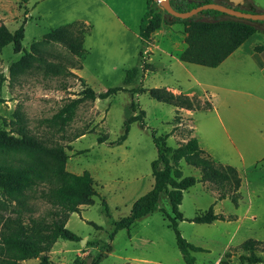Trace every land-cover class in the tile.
<instances>
[{
	"label": "rangeland",
	"instance_id": "rangeland-1",
	"mask_svg": "<svg viewBox=\"0 0 264 264\" xmlns=\"http://www.w3.org/2000/svg\"><path fill=\"white\" fill-rule=\"evenodd\" d=\"M252 1L256 12H264V0ZM107 2L129 29L104 10L101 0H28L26 5L21 0H8L12 8L0 9V24L9 21V26L5 25L11 31L27 19L22 50L15 52L9 43L0 53V73L7 77L0 92V130L15 136L26 132L49 147L62 145L68 155L67 169L78 174L88 170L95 180L94 203L72 213L67 223L81 240L58 239L49 252L52 264H186L175 232L161 211L164 208L172 214L165 194L151 214L110 237L115 222L127 216L135 200L153 186L151 163L158 156L153 131L157 136L168 134L167 144L172 148L191 136L197 137L205 151L217 161L235 164L242 177L238 206L229 196L216 202L226 187L201 180L199 168L184 159L180 161L183 174L197 179L184 192L180 210L185 219L179 221L182 236L203 247L192 252L195 264H264V133L259 132L264 128V70L247 50L252 43L264 46V24L258 25L257 32L220 65L186 64V70L173 63L170 73L158 70L159 66L151 60L153 49L160 46L178 52L185 45V26L163 24L148 43L140 39L139 20L136 23L134 17L144 7V0H133L130 16L123 8V0ZM154 5L163 10L157 2ZM67 23H85L89 28L85 55L79 58L64 44L51 43L45 46L46 58L67 65L71 61L79 63L80 69L69 68L76 76L48 73L46 69L52 64L36 61L12 80L10 65L21 58L24 50L29 51L45 33ZM134 67L138 75L125 84L126 70ZM79 77L97 92L115 86L134 89L171 84L183 91H170L194 96L195 103L203 108L190 112L158 101L148 92L120 91L106 99L83 103L73 121L60 130L50 120L83 90ZM133 101L135 113L140 108L146 111V128L139 121L133 122L127 139L112 145L123 133L125 119L133 113ZM82 132L86 133L76 138ZM41 190L39 186L29 192L33 216L50 209L40 196ZM213 203L215 212L236 213L238 219L213 223L190 220ZM249 238L262 241L255 251L259 262H250V251L242 247ZM21 264H39V259Z\"/></svg>",
	"mask_w": 264,
	"mask_h": 264
},
{
	"label": "trees",
	"instance_id": "trees-1",
	"mask_svg": "<svg viewBox=\"0 0 264 264\" xmlns=\"http://www.w3.org/2000/svg\"><path fill=\"white\" fill-rule=\"evenodd\" d=\"M170 1L174 9L178 11H187L202 3L217 2L216 0ZM21 2L26 5L28 0H21ZM155 2V0H147V9L139 26L140 39L151 41L152 34L164 23L168 25L181 23L185 26L187 46L182 51L180 59L188 63L209 67L220 65L257 32L258 25L264 24V20L254 22L234 20L229 14L216 9H205L188 18H180L169 14L164 9H157ZM243 11L256 12L257 9L253 2H248ZM26 22L25 17L22 24L13 31L9 30L5 24H0V53L9 43L13 44L15 52L22 50ZM87 35H89V28L85 23H67L51 29L40 41L32 43L29 51L24 50L19 60L10 65L12 80L20 73L32 68L36 61L52 64L46 69L48 73L57 75L67 72L76 76L70 69H80L79 63L71 61V64L67 65L64 62L50 61L46 58L48 53L45 46L61 43L67 46L71 53L81 58L86 53L84 42ZM137 75L136 67L127 69L124 83H130ZM79 78L84 85L83 90L77 97L66 102L50 120L54 125L59 126L60 130H64L65 126L73 121L83 103L95 101L98 98L106 99L120 91L148 92L158 101L188 110L203 108L195 103L194 96L176 94L165 87L128 89L125 86H115L97 92L85 82L83 77ZM6 80L7 77L0 73V92ZM131 106L133 113L125 119L124 131L111 142L112 145H120L127 139L133 122L139 121L140 126L146 128L145 109L140 108L139 112L135 113L136 103L133 101ZM17 116L22 122V116L19 113ZM85 133H79L76 138ZM152 136L158 149V156L151 163L153 186L135 200L127 216L115 222L114 231L110 237L113 238L118 230L129 229L137 220L151 214L158 206L161 196L165 194L172 214L164 208H161V211L168 220L169 227L175 232L176 243L185 263L195 264V256L192 252L201 251L203 247L193 244L182 236L179 221L185 219L180 210L184 192L194 186L197 179L195 176L183 174L180 161L184 159L187 163L199 168L201 180L213 181L226 187L227 190L217 197L216 202L229 196L235 206H238L242 177L235 166L216 161L200 146L195 136H191L176 148L167 144L168 134L157 136L153 131ZM99 142L103 140L100 139ZM67 158L68 155L62 145L49 147L26 132L15 136L6 130H0V264H21L22 261L32 258H38L39 264H52L49 252L58 239L81 240L78 234L67 227V223L72 213L81 212L83 205L94 203L95 180L88 170L81 174L69 171L66 167ZM39 186H42L40 196L50 205V209L43 215L33 216L32 208L28 203L29 192ZM215 203L211 204L206 212L197 214L190 220L197 223H213L216 220L230 221L236 218L235 215L215 212ZM95 226L99 228L98 225ZM261 242L249 238L242 243V247L250 251L248 260L252 263L260 261L255 251Z\"/></svg>",
	"mask_w": 264,
	"mask_h": 264
},
{
	"label": "crops",
	"instance_id": "crops-1",
	"mask_svg": "<svg viewBox=\"0 0 264 264\" xmlns=\"http://www.w3.org/2000/svg\"><path fill=\"white\" fill-rule=\"evenodd\" d=\"M217 2H224V3H227V4H230V1L229 0H216ZM8 0H0V9L3 8V9H7V10H10L12 8V6H9L7 4ZM102 4L105 6L104 10L109 12L111 14V16L113 17V19L119 23L120 25H123L126 29H129L128 28V25L126 23V21H124L122 18H121V15L115 11L113 9V7L108 4L107 0H101ZM248 2H253L252 0H247V2L245 4H242L243 6V9L245 8L246 4ZM123 8L126 10V12L128 13V15L130 16L131 15V10L133 9V0H123ZM146 9H147V0H144V7L139 11V12H136L134 14V17H135V20H136V23H138V20H139V26H140V21H141V18L142 16L144 15V13L146 12ZM242 9V10H243ZM134 11V10H133ZM27 15V14H25ZM2 23L6 24L7 26H9V21L7 20H4ZM27 23V22H26ZM175 24H181V23H175ZM175 24H171V25H175ZM163 25V24H162ZM164 25H168V24H165ZM177 26V25H176ZM178 28V27H176ZM156 32V31H155ZM154 32V33H155ZM153 33V34H154ZM152 34V36H153ZM255 34V33H254ZM253 34V35H254ZM252 35V36H253ZM186 36V35H185ZM251 36V37H252ZM250 37V38H251ZM250 38H248L247 40H249ZM148 43H151V42H148ZM245 43V42H244ZM244 43L241 45L243 46ZM187 44L185 42V45L176 53H172L170 50L166 49V48H163V47H160V46H156V48L153 49V54H152V57H151V60L155 62V64L157 66H159L158 70L162 69V70H167L168 72L171 73V65H173V63L175 65H178L180 67H183L185 68L186 70H188V67H186V64H193V63H188V62H184L180 59V55L182 53V51L186 48ZM240 48V47H239ZM238 50V48L236 49ZM235 50V51H236ZM248 51H250L251 55H252V58L256 61V63L259 65V67L264 70V46L261 45V43H252L248 48H247ZM234 51V52H235ZM233 52V53H234ZM232 53V54H233ZM231 55V54H230ZM229 55V56H230ZM228 56V57H229ZM227 59V58H226ZM225 59V60H226ZM165 87H167L168 89H171L172 91H178V92H182L183 89H181L180 87H175V85H172L171 84H168V85H165ZM188 90H191V89H186L184 91H188ZM187 93V92H186ZM188 94H190L188 92ZM187 111H190L192 112L191 110H187ZM260 134L262 135L264 133V128H261L260 129ZM230 145L231 147L233 148H237V152H239V149L238 147H236V144H234V142H231L230 141ZM233 148V149H234ZM239 154L241 155V153L239 152ZM216 160V159H215ZM217 161V160H216ZM220 162V161H218ZM222 163V162H220ZM222 164H225V163H222ZM229 165H232V164H229ZM235 165V164H234ZM233 165V166H234ZM236 167V166H235ZM237 168V167H236ZM238 169V168H237ZM229 215H235L236 218L235 220L238 219V215L236 213H231Z\"/></svg>",
	"mask_w": 264,
	"mask_h": 264
},
{
	"label": "water",
	"instance_id": "water-1",
	"mask_svg": "<svg viewBox=\"0 0 264 264\" xmlns=\"http://www.w3.org/2000/svg\"><path fill=\"white\" fill-rule=\"evenodd\" d=\"M163 7L169 14L180 18H188L192 15L199 13L205 9H216L227 13L234 20H243L246 22H254L257 20H264V12H247L243 11L237 6L245 4L247 0H229L230 4H222L218 2H208L197 5L187 11H178L174 9L170 0H155Z\"/></svg>",
	"mask_w": 264,
	"mask_h": 264
},
{
	"label": "flooded vegetation",
	"instance_id": "flooded-vegetation-1",
	"mask_svg": "<svg viewBox=\"0 0 264 264\" xmlns=\"http://www.w3.org/2000/svg\"><path fill=\"white\" fill-rule=\"evenodd\" d=\"M237 8L243 9V6L242 5H239V6H237Z\"/></svg>",
	"mask_w": 264,
	"mask_h": 264
},
{
	"label": "built area",
	"instance_id": "built-area-1",
	"mask_svg": "<svg viewBox=\"0 0 264 264\" xmlns=\"http://www.w3.org/2000/svg\"><path fill=\"white\" fill-rule=\"evenodd\" d=\"M157 2V1H156ZM158 4H159V2H157ZM160 5V4H159ZM161 6V5H160ZM214 264H221V263H219V262H216V263H214Z\"/></svg>",
	"mask_w": 264,
	"mask_h": 264
}]
</instances>
